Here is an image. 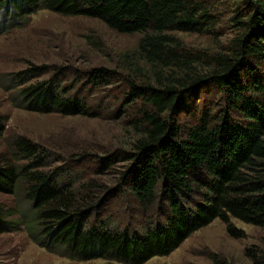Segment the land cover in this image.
<instances>
[{
	"label": "trees",
	"instance_id": "16d2710c",
	"mask_svg": "<svg viewBox=\"0 0 264 264\" xmlns=\"http://www.w3.org/2000/svg\"><path fill=\"white\" fill-rule=\"evenodd\" d=\"M43 10L142 38L118 71L88 72V85L79 74L68 83L58 67H32L7 89L34 112L100 117L91 91L118 87V104L107 111L133 136L95 157L93 176L79 168L87 153L54 166L29 139L9 141L0 150V193L27 208L17 218L0 203V234L23 222L35 244L59 257L145 264L217 219L238 239L244 233L233 220L264 228V0H0L13 23ZM225 23L234 36L221 44ZM173 32L209 36L217 48L188 47ZM5 132L0 114V138ZM115 166L122 170L111 172L112 187L103 176ZM118 202L134 218L125 228L115 222ZM245 255L264 264V237ZM213 264L233 263L213 257Z\"/></svg>",
	"mask_w": 264,
	"mask_h": 264
},
{
	"label": "rangeland",
	"instance_id": "374dc122",
	"mask_svg": "<svg viewBox=\"0 0 264 264\" xmlns=\"http://www.w3.org/2000/svg\"><path fill=\"white\" fill-rule=\"evenodd\" d=\"M1 14L0 114L5 118L6 132L0 138V150H4L9 141L25 137L50 153L49 163L54 166L63 165L72 158L76 159L79 154L87 153L89 160L82 164L79 160L76 162L81 165L79 168L82 172L93 176V170L97 167L94 158L122 148V145L130 143L133 136L132 130L125 127L124 118L119 120L117 115L111 116L107 111L111 104H118L116 102L121 97L122 89H90L93 95L89 102L95 109L101 104L102 111L100 117H87L31 111L17 100V90L7 89V84L32 67H47L50 72L61 68L64 78L69 79L68 83L78 77L77 74L87 79L88 72L95 68L118 71L120 58L137 49L142 34H121L98 19L68 17L46 10L26 17L22 23H13L18 21L16 17ZM221 31L224 34L219 41L221 44L234 36L228 23L222 24ZM173 35L188 47L217 48L216 41L209 36L182 32H173ZM49 76L45 75L41 80ZM84 83L87 84L86 80ZM207 91L209 89L203 93ZM118 108L111 109L113 114ZM187 117L182 116L183 119ZM114 168L103 176V180L112 184V187L118 183V176L111 172L122 170L120 166ZM116 201L117 198L114 199ZM0 203L9 212L14 211L17 218L27 208L18 196L5 193H0ZM125 204L123 202L113 207L120 214L119 221L117 217L115 222L123 228L134 219ZM233 223L244 233L243 238L232 237L225 224L217 219L195 232L170 255L154 257L145 264H213V257L226 259L233 264H252L245 251L251 246L261 245L264 228L238 220H233ZM19 227L16 232L0 234V264H122L101 259L79 262L59 257L35 244L23 222Z\"/></svg>",
	"mask_w": 264,
	"mask_h": 264
}]
</instances>
